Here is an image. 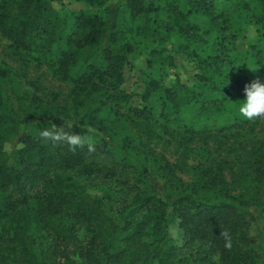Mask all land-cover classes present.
<instances>
[{
    "label": "trees",
    "instance_id": "trees-1",
    "mask_svg": "<svg viewBox=\"0 0 264 264\" xmlns=\"http://www.w3.org/2000/svg\"><path fill=\"white\" fill-rule=\"evenodd\" d=\"M61 1L0 0L17 62L0 58V264H53L67 247L70 264H264V134L234 108L264 82V0H75L100 14H62ZM177 55L196 73L166 83ZM33 64L71 85L68 104L30 90ZM132 70L139 89L125 86ZM89 127L92 151L61 138ZM167 139L179 162L154 146Z\"/></svg>",
    "mask_w": 264,
    "mask_h": 264
},
{
    "label": "rangeland",
    "instance_id": "rangeland-1",
    "mask_svg": "<svg viewBox=\"0 0 264 264\" xmlns=\"http://www.w3.org/2000/svg\"><path fill=\"white\" fill-rule=\"evenodd\" d=\"M53 5L56 9L60 10L62 14H71V13H102V9L91 4L75 1V0H63L61 2H53ZM248 37H252L254 35V30L249 29L245 33ZM245 40H241L237 42V47L239 49L243 48L245 45ZM9 42L4 39L0 35V58L7 61L12 66L16 67L17 62L14 60V56L11 53V49L8 47ZM197 53L202 56H206L211 54V48L209 46L198 44L194 46ZM133 66L136 68L144 66V59L142 57H138L133 61ZM82 71V68H74L72 69V75H78ZM196 73L195 64L187 59L184 56L177 55L176 56V65L172 68H167L166 76L164 82L170 83L175 75L177 74L183 82L191 81ZM30 77L34 78L33 80H37L40 90L35 91L34 87L30 88L32 92L37 93V95L41 96L45 101H49L53 104L63 105L69 103V93L71 89V85L69 83L60 81L56 77L52 76L51 73L48 72L47 68L44 65L36 66L33 64L29 69ZM127 88L132 89H139L141 86L140 80L138 78V73L136 71H129L127 74V81L125 83ZM161 95L155 94L151 99V104L157 110L155 116L158 115V107L161 103ZM256 130L260 134H264V117H260ZM154 146L156 147L157 151L163 153L165 157L170 160L171 162H179L183 159L181 155V148L175 142L174 139H167L166 141L155 143ZM113 156L116 160H121L123 158V154L119 151H113ZM232 156V155H231ZM107 161V160H106ZM189 166H194L198 162V156L192 155L186 161ZM181 178L186 181H192L195 179L194 172L191 169H188L184 173L179 174ZM93 192L99 193V190H93ZM83 230H79L78 236L80 238L83 237ZM169 232L174 239V244L181 245L182 244V235L181 231L178 228V220L171 221L169 223ZM251 235L253 239H255V233L252 230ZM67 252L69 253L68 256H64L63 254L53 257L49 263L53 264H70V260L74 257V253H72V247L66 248ZM154 264H158L157 261Z\"/></svg>",
    "mask_w": 264,
    "mask_h": 264
},
{
    "label": "clouds",
    "instance_id": "clouds-1",
    "mask_svg": "<svg viewBox=\"0 0 264 264\" xmlns=\"http://www.w3.org/2000/svg\"><path fill=\"white\" fill-rule=\"evenodd\" d=\"M249 69H255L248 67ZM243 98L235 100L234 108L239 116L252 121L259 117H264V82L261 80H253L246 84L243 89ZM64 126L71 128V121L66 120ZM87 135L68 134L61 137L70 147V150L75 151L76 148H83L87 145L89 151L93 150L92 139L96 134V129L89 127Z\"/></svg>",
    "mask_w": 264,
    "mask_h": 264
}]
</instances>
